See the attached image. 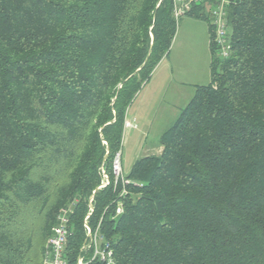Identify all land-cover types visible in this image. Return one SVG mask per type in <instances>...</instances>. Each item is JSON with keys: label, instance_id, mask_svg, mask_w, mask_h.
Wrapping results in <instances>:
<instances>
[{"label": "trees", "instance_id": "obj_1", "mask_svg": "<svg viewBox=\"0 0 264 264\" xmlns=\"http://www.w3.org/2000/svg\"><path fill=\"white\" fill-rule=\"evenodd\" d=\"M232 2L230 57L211 45V82L122 196L127 111L169 55L173 0H0V264H42L72 204L78 254L94 192L117 264H264V0Z\"/></svg>", "mask_w": 264, "mask_h": 264}, {"label": "rangeland", "instance_id": "obj_2", "mask_svg": "<svg viewBox=\"0 0 264 264\" xmlns=\"http://www.w3.org/2000/svg\"><path fill=\"white\" fill-rule=\"evenodd\" d=\"M211 57L208 21L181 17L169 55L155 68L128 108L127 119L132 126L125 128L119 153L124 176L138 159L161 153V135L188 105L196 87L211 82Z\"/></svg>", "mask_w": 264, "mask_h": 264}, {"label": "built area", "instance_id": "obj_3", "mask_svg": "<svg viewBox=\"0 0 264 264\" xmlns=\"http://www.w3.org/2000/svg\"><path fill=\"white\" fill-rule=\"evenodd\" d=\"M232 3V0H173V13L178 21L181 17L187 16L195 5L203 6L205 11H208L211 45L221 58L226 59L230 57L232 50L229 24V9ZM113 170L116 181L118 182L119 179L122 181L124 190L121 195L123 196L126 194L125 187L130 182L123 175L119 154L114 161ZM104 179L105 181L99 189L109 185L110 182L106 175ZM92 202L90 200V204ZM74 206L72 204L65 207L58 213L56 223L44 248L42 264H93L96 262L117 264L112 245L102 233L101 223L96 228L89 225L92 209L84 220L86 239L78 254H73L69 240L73 233L70 217ZM122 212V205L118 203L116 215L118 216Z\"/></svg>", "mask_w": 264, "mask_h": 264}, {"label": "crops", "instance_id": "obj_4", "mask_svg": "<svg viewBox=\"0 0 264 264\" xmlns=\"http://www.w3.org/2000/svg\"><path fill=\"white\" fill-rule=\"evenodd\" d=\"M126 123H128V125L125 128H129L132 126V123L127 119Z\"/></svg>", "mask_w": 264, "mask_h": 264}, {"label": "water", "instance_id": "obj_5", "mask_svg": "<svg viewBox=\"0 0 264 264\" xmlns=\"http://www.w3.org/2000/svg\"><path fill=\"white\" fill-rule=\"evenodd\" d=\"M96 192H94V194H95ZM94 194H93V196L91 197V201H93V199H94ZM91 209L93 210V206H92V204H91Z\"/></svg>", "mask_w": 264, "mask_h": 264}]
</instances>
